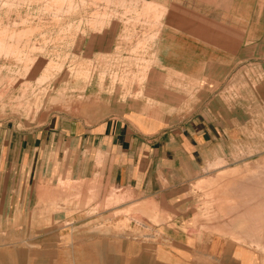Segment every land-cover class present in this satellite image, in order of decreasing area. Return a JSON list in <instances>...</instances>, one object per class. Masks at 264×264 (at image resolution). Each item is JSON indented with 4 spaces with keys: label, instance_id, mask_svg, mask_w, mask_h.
<instances>
[{
    "label": "rangeland",
    "instance_id": "374dc122",
    "mask_svg": "<svg viewBox=\"0 0 264 264\" xmlns=\"http://www.w3.org/2000/svg\"><path fill=\"white\" fill-rule=\"evenodd\" d=\"M162 15L146 0H0V122L95 123L105 114L150 111L175 126L178 117L194 116L221 152L190 186L200 224L249 245L252 259L264 264V62L243 61L227 75L201 81L181 75L153 53ZM130 199L115 188L103 195L95 180L60 178L38 205L40 215L64 219L45 217L41 225L84 222L95 232L112 227L147 239L153 233L146 221L165 219ZM36 224L31 219L29 226ZM25 225L21 218L0 219V264L25 263L31 237L5 232Z\"/></svg>",
    "mask_w": 264,
    "mask_h": 264
},
{
    "label": "crops",
    "instance_id": "0c3cea01",
    "mask_svg": "<svg viewBox=\"0 0 264 264\" xmlns=\"http://www.w3.org/2000/svg\"><path fill=\"white\" fill-rule=\"evenodd\" d=\"M146 1L163 9L153 53L164 67L201 81L227 75L243 61L264 62V0ZM131 113L137 114H105L95 123L0 122V219L28 220V226L5 228L31 237L21 264H254L249 245L200 224L190 186L206 161L220 156L216 137L191 115L174 126L154 112L126 116ZM60 178L98 181L103 195L126 191L131 204L165 221H146L153 233L147 239L112 227L95 232L84 222L46 228L39 199ZM56 214L47 219H64Z\"/></svg>",
    "mask_w": 264,
    "mask_h": 264
},
{
    "label": "bare ground",
    "instance_id": "6f19581e",
    "mask_svg": "<svg viewBox=\"0 0 264 264\" xmlns=\"http://www.w3.org/2000/svg\"><path fill=\"white\" fill-rule=\"evenodd\" d=\"M260 177V176H259ZM257 178V177H256ZM263 178V177H262ZM261 179V178H260ZM259 180V179H258ZM249 182V181H248ZM251 185V184H250ZM261 185V184H260ZM258 186V185H257ZM257 186H255V185H253V188L254 187H257ZM250 187V186H249ZM248 187V188H249ZM260 187H262V186H260ZM247 188V187H246ZM264 188V187H263ZM244 189V188H243ZM250 189V188H249ZM254 189H256V190H258L257 192H258V194H259V189H257V188H254ZM251 190V189H250ZM254 191V190H253ZM255 192V191H254ZM262 197V196H261ZM212 198V197H211ZM217 198V197H216ZM215 198V199H216ZM215 201H217V199L215 200ZM221 203V202H220ZM215 204V203H214ZM244 206V205H243ZM220 207V206H219ZM245 208V207H244ZM222 209V208H221ZM221 209H219V210H221ZM223 210V209H222ZM240 210V209H239ZM218 212V211H217ZM223 212V211H222ZM241 212V211H240ZM219 213V212H218ZM250 213L252 214L253 213V210H251L250 211ZM226 216V215H225ZM219 217V216H218ZM136 218V217H135ZM211 219H213V218H211ZM221 219V218H220ZM218 221V220H217ZM228 221V220H227ZM214 223V222H213ZM226 224V223H225ZM224 225V224H223ZM218 227H220V229L223 227H221V226H219V224L217 225ZM227 227H229L228 225H227ZM224 228V227H223ZM251 228V227H250ZM224 229H226V228H224ZM223 230V229H222ZM243 231V230H242ZM244 233V232H243ZM234 239V238H233ZM235 240V239H234ZM236 241V240H235ZM257 242V241H256ZM243 245V244H242ZM248 246V245H247Z\"/></svg>",
    "mask_w": 264,
    "mask_h": 264
}]
</instances>
